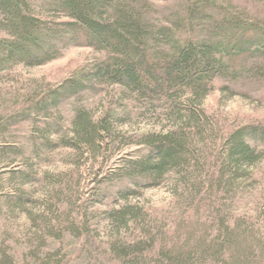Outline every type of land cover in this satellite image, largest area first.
Wrapping results in <instances>:
<instances>
[{
    "label": "rangeland",
    "instance_id": "374dc122",
    "mask_svg": "<svg viewBox=\"0 0 264 264\" xmlns=\"http://www.w3.org/2000/svg\"><path fill=\"white\" fill-rule=\"evenodd\" d=\"M155 2L161 10L172 6ZM211 4L264 28V0ZM107 56L71 47L46 64L0 73V264L128 262L112 246L134 238L136 225L126 228L114 212L136 205L165 215L177 198H236L235 205L224 199L225 212L254 216L264 243V143H252L258 158L235 190L220 193L206 180L207 171L220 169L233 131L264 125V79L216 77L205 97L189 102L199 115L197 129L188 122L186 92L149 103L108 79H92L93 66ZM83 123L84 136L78 132ZM180 129L193 133L190 152L200 165H192L205 171L199 182L206 184L190 182L189 189L176 171L149 180L128 168L149 154L150 141ZM253 253L252 264H264L261 249Z\"/></svg>",
    "mask_w": 264,
    "mask_h": 264
},
{
    "label": "trees",
    "instance_id": "16d2710c",
    "mask_svg": "<svg viewBox=\"0 0 264 264\" xmlns=\"http://www.w3.org/2000/svg\"><path fill=\"white\" fill-rule=\"evenodd\" d=\"M155 1L172 6L161 10ZM214 5L211 0H0V73L17 64H46L71 47L104 51L108 56L93 66L92 79H108L149 103L174 101L186 92L188 122L199 129L189 102L205 97L216 77L264 79V28L257 19ZM81 125L84 136L88 128ZM192 135L167 132L150 141L149 154L131 160L128 168L149 180L176 171L189 189L190 182L206 184L199 182L205 171H198L199 159L190 152ZM252 143H264V125H245L228 136L220 169L207 171L211 189L235 190L258 158ZM177 199L165 215L136 205L114 212L126 228L136 225L134 238L112 246V253L128 261L120 264H252L257 247L264 261L254 216L226 213L225 200L235 205L236 198Z\"/></svg>",
    "mask_w": 264,
    "mask_h": 264
}]
</instances>
